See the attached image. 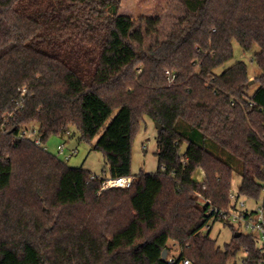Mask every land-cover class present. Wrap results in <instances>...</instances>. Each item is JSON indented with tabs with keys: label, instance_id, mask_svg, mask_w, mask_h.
<instances>
[{
	"label": "trees",
	"instance_id": "1",
	"mask_svg": "<svg viewBox=\"0 0 264 264\" xmlns=\"http://www.w3.org/2000/svg\"><path fill=\"white\" fill-rule=\"evenodd\" d=\"M178 1L164 23L122 14L123 0H0V264H171L169 240L182 247L173 264H264L255 234L231 226L221 247L204 231L202 197L229 207L234 168L176 128L182 118L230 151L243 168L238 193L262 196L264 0ZM234 42L258 48L252 92L245 61L216 71ZM147 117L162 125L158 167L135 174ZM33 124L40 143L26 135ZM72 127L98 137L104 176L43 146ZM119 176L134 179L102 189Z\"/></svg>",
	"mask_w": 264,
	"mask_h": 264
},
{
	"label": "rangeland",
	"instance_id": "2",
	"mask_svg": "<svg viewBox=\"0 0 264 264\" xmlns=\"http://www.w3.org/2000/svg\"><path fill=\"white\" fill-rule=\"evenodd\" d=\"M179 8L180 3L178 0H123L120 12L122 14L131 15L135 21H139L141 16H161L164 23H168L171 19V15L178 12ZM257 49L258 48H255V50ZM255 50L246 51L239 43L234 42L233 58L226 62L225 65L217 68L216 71L221 72L236 61H245L248 64L249 72L252 76V87L250 90L252 92L257 87V84L253 81L254 77L260 71L256 62L253 60ZM33 126L34 127H29L27 129L26 135L31 138H38L37 132L33 133V128H38V124H33ZM180 131L183 134L192 137L196 142L207 147L211 151H215V153H217L216 155L225 160L227 163L233 164L234 174L231 191L237 194L242 181L243 173L241 161L230 151L211 139H206L202 135L196 136L190 129L182 130L180 128ZM157 133L158 129L154 121L147 117L143 122L133 144V173H139L140 170H145L147 172L156 171L158 167V158L156 156ZM97 138L92 143H94ZM62 143L65 146V150L63 153H59L58 146ZM92 143L82 141L80 139V132L78 129L72 127L70 133L65 134L64 136H50L45 142H43V146L51 153L66 161L69 165L83 166L98 176H104L107 168L104 153L100 150L94 149L92 147ZM67 155L70 156L68 159L66 158ZM195 173L196 172H194V174ZM240 197L245 199L247 207L250 209H256L262 203V197L250 198L244 195H240ZM204 231H207L206 228ZM211 236L217 239L219 246L224 247L225 243L231 240L233 231L230 227L223 226L219 222H216L211 229ZM169 246L171 248V252L169 255L167 254V257L170 255H180L182 247L177 241L169 240Z\"/></svg>",
	"mask_w": 264,
	"mask_h": 264
},
{
	"label": "built area",
	"instance_id": "3",
	"mask_svg": "<svg viewBox=\"0 0 264 264\" xmlns=\"http://www.w3.org/2000/svg\"><path fill=\"white\" fill-rule=\"evenodd\" d=\"M168 78L173 80L176 77V73L167 70ZM35 131H33L34 133ZM27 133V132H26ZM69 133V132H68ZM36 141L40 143V138H36ZM65 150L64 144H59L58 151L63 153ZM70 156L67 155L68 159ZM203 176L204 171L201 170ZM92 178L99 177L96 174L91 175ZM134 176H119L114 178H108L103 181L102 189L110 187H128L131 185ZM197 181L198 178H195ZM264 182V181H263ZM241 194L230 192V198L232 200L229 207H219L215 205L210 199L203 198L202 202L204 205H209L207 214L211 215L209 222L205 228L212 229L216 222H219L223 226L231 227L234 226L238 231L244 233L255 234L259 241V248L264 252V192L262 194V203L256 209H250L247 207L245 199L240 197ZM178 256L170 255L167 257L169 263L173 264L177 261ZM180 264H192V261L188 258L181 260Z\"/></svg>",
	"mask_w": 264,
	"mask_h": 264
},
{
	"label": "crops",
	"instance_id": "4",
	"mask_svg": "<svg viewBox=\"0 0 264 264\" xmlns=\"http://www.w3.org/2000/svg\"><path fill=\"white\" fill-rule=\"evenodd\" d=\"M150 119V118H149ZM146 120V119H145ZM152 120V119H151ZM153 121V120H152ZM155 123V122H154ZM155 125H156V123H155ZM157 127V126H156ZM176 128L177 129H179L180 130V128L182 129V130H191V131H193V133H194V135H196V136H199V135H202V133L199 131V130H197V129H195V128H193L187 121H185V120H183L182 118H179L178 119V121H177V123H176ZM193 129V130H192ZM188 136V135H187ZM203 136V135H202ZM190 137V136H189ZM192 140H194L192 137H190ZM195 141V140H194ZM196 142V141H195ZM198 143V142H197ZM207 148V147H206ZM210 150V149H209ZM211 151V150H210ZM214 154H217V153H215V151H212ZM230 165L233 167V164L232 163H230ZM241 165H242V163H241ZM234 168V167H233ZM201 170L202 169H200V168H198L195 172V174L193 175L194 176V178L196 177V178H198L199 180H202L203 178H204V176H203V174L201 173ZM198 172V173H197Z\"/></svg>",
	"mask_w": 264,
	"mask_h": 264
},
{
	"label": "water",
	"instance_id": "5",
	"mask_svg": "<svg viewBox=\"0 0 264 264\" xmlns=\"http://www.w3.org/2000/svg\"><path fill=\"white\" fill-rule=\"evenodd\" d=\"M156 126H157L158 128H162V125H160L159 123H156ZM188 145H189V143L186 142V143L182 146V148H181V150H180V154H183V153L186 151ZM239 233H240V232H239ZM167 253H168L167 249H164V251H163V256H162V257H163V258H166V257H167ZM232 264H237V261L234 260V262H233Z\"/></svg>",
	"mask_w": 264,
	"mask_h": 264
}]
</instances>
